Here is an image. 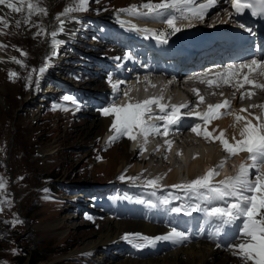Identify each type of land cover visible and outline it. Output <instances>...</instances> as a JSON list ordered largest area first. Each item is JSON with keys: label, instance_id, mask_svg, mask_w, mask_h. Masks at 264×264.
I'll return each mask as SVG.
<instances>
[{"label": "rangeland", "instance_id": "1", "mask_svg": "<svg viewBox=\"0 0 264 264\" xmlns=\"http://www.w3.org/2000/svg\"><path fill=\"white\" fill-rule=\"evenodd\" d=\"M80 2L28 0V6L22 11L11 9L9 16L0 11V24L5 23L1 16L6 18L7 23L1 33L5 40L0 36V51L3 54L0 56V264H99L91 257L71 254L82 246L85 238L101 232L105 218L97 212L107 215L114 213L115 219L142 220L141 216L150 221V213L142 212V207L124 210L122 193L125 187L117 186L115 182L124 178L118 174L123 158L121 144L125 145L123 141L112 143L106 152L102 151V143L101 147L94 143L88 147L86 155L87 147L78 144L81 136L73 134V125H82L91 111H99L102 107L91 104L89 94L77 93V83L73 77L70 80L74 81L75 87L48 97L43 107L37 101L29 102L26 99L33 87L32 81L38 78L35 79L37 68H48L50 60L46 52H37L32 48L33 42L38 40L37 35L30 34L29 26L25 31L22 21L17 22L12 13L24 15L28 7L31 12L40 9L41 14L37 16L46 13L52 27L68 17L82 16L86 18L81 20L88 22L92 17L84 12H93L95 8L106 9L114 17L116 8L135 3L133 0H86L85 5H80ZM59 17L63 18L57 21ZM35 25L39 26L38 23ZM79 25L72 27L75 33L81 30L78 32L79 47L68 52L66 58L71 61L76 73L82 69V75L86 77L87 68H91L87 52L108 37L110 32L101 20L85 30ZM66 28L65 25H58V31L65 29L66 32ZM38 30L43 36V46L47 44L44 35L48 31L43 30V27ZM95 57L101 58L103 55L95 54ZM10 69L15 76L16 72L20 73L19 77L12 78L11 72H6ZM72 94L80 102L88 103L76 114L74 121L71 120L74 110L70 107ZM89 110L90 113H87ZM49 145L55 147V153L48 158L50 160H42L39 151L42 148L49 149ZM90 152L92 154L89 156ZM141 155L138 154L139 157ZM73 156L79 162H74ZM163 162L154 160L151 168L156 165L158 169ZM144 173L135 178L142 177ZM68 196H72V199L78 197L70 202L72 206H67ZM68 210H74L77 214L75 218L65 221ZM134 211L137 215H131ZM53 222L61 224L60 233L53 234L47 230L46 227ZM125 244L129 248L134 244L139 245L136 239H127ZM108 259L106 257L101 264H114V261L119 264V260Z\"/></svg>", "mask_w": 264, "mask_h": 264}, {"label": "bare ground", "instance_id": "2", "mask_svg": "<svg viewBox=\"0 0 264 264\" xmlns=\"http://www.w3.org/2000/svg\"><path fill=\"white\" fill-rule=\"evenodd\" d=\"M115 1L119 2L125 0ZM149 1L157 4L160 2H165L167 0H135L134 2L135 4L139 5L142 3L145 4ZM201 1L202 0H186L185 4H191L195 6ZM26 6H28V0H0V11L7 14L8 16L11 14L9 13L11 9L17 12L22 11V8H25ZM28 8L27 10H25L27 14H12L17 22L22 21V25L23 28H25V31L29 26L30 34L37 35L38 40L36 42H33L32 48L37 52H46V57H48L50 60V65L48 66V68H39V71L37 72V80H31L33 82V87H31L32 89L26 97L29 102L37 101L39 104H42L43 101H45L54 92L66 91L68 88L73 87V84L70 81L69 77L70 74H72L75 79L82 78L81 73L73 72V70L68 68L69 61L68 58H66V54L68 52L74 51L77 46L79 47L78 32L81 30L79 29L78 32L75 33V30H73L72 28L78 23L80 24L79 27L82 25V30H85L86 28L89 29L92 25H95L96 21L101 20L104 27L107 28L110 32L108 37H105L102 42L97 43L90 51L87 52L88 57L90 58L89 60L93 63L96 60L98 64L107 66L108 64L106 61L112 59L115 60L117 57H119L121 52L123 51L122 46H124L125 44L130 46L143 45L141 42L136 43L133 39L128 42L126 35L122 33L123 31L118 23H116V20L112 19L114 18L112 16V13L108 12V10L106 9L103 10L100 8H95L93 12H84L85 15L92 17V20L88 22L82 21L80 18H64L58 25H65L67 27V31L65 32V29H60L58 31V25L51 27V25H49V16L46 15V13L45 15L43 14L37 16L41 14L39 12L40 9L36 12H31ZM193 13L198 12L193 11ZM142 15L146 17L151 16V14L148 12H143ZM1 17V20H4L6 23V18L4 16ZM123 18L126 20H131L126 16H123ZM5 23L0 24V36L3 38V40L5 39L1 35V33H3L5 27L7 26V23ZM37 23L39 24V26L35 25ZM40 27H43V30L48 31V34L46 33L47 35H44V37L47 39V44L45 43V45L43 46L41 45L43 36H40L41 31L38 30V28ZM125 27L129 32L127 35H129L130 33L132 34L134 30H142V27L139 23H134V25H132L131 23H126ZM141 33V31H138V34ZM95 54L103 55L106 60L103 58H93ZM2 55L3 54H1L0 51V56ZM118 66L119 64H116V69ZM134 67H136L138 71L144 70L146 68L139 63H135ZM98 71L100 70L97 68H90V70H87L88 76L85 79V84L81 86L80 91L88 89L92 92V94L88 92L90 96L95 95L99 98V100H107V102H109L110 96H106V92L109 91V87L106 85L107 83L102 80V73ZM6 72H11L10 74L14 79L19 77L20 75V73L16 72L15 76V73L13 74L12 69L7 70ZM120 72L124 75H128L123 70H120ZM137 78L138 73H135L132 78L131 86H128L126 81L113 86L117 103L121 104L126 103L130 100L140 99L143 95H145V93H143L144 88H148V92H150V90L154 88L157 94L163 95L167 93L166 96H168V91L165 87L166 83L162 84L157 81H151L148 84L142 81L141 84H137L135 83V79ZM146 78H148V76H146ZM27 83H29V81ZM55 88H57V90ZM230 92L232 91H229V93ZM203 94L205 95L204 92ZM180 95H182V92L177 90L176 97ZM227 95L228 92L223 98L215 99L218 106L222 104V102L219 100H225L227 98ZM173 96L171 95V98L175 99V95ZM234 96L235 94L233 93L230 95V97ZM231 103H233L234 107L239 108V106L233 101L226 103L222 116H219L211 121H208L207 119L196 120L192 124V132H184L179 139L166 142L159 147L163 152L157 150L154 154H152V156L148 158L147 154L144 153H141L142 155L141 157H139L138 154H140V149H128V141H124L123 144L125 145L121 144L123 158L121 164L119 165L118 174L125 173L126 176L135 178L136 176H138V174L140 175V173L142 174V172L145 171V173L143 174V178L148 177L150 179L158 180L160 183L166 182L169 185H174L184 179H187L188 182L196 181L200 178H204L208 174L209 170L212 171L215 169H219L220 167H229V165H234L236 162L239 163L242 160L241 155H246V153L242 151L237 152L238 148L241 143L249 144L250 142H252V139L255 138L254 133L256 129L252 119V115L250 113L246 114V112L241 109L237 110L235 108H231ZM87 104V102H78L76 104V111L82 110V108H84ZM124 112L126 113L127 117L131 115L130 108H126ZM87 113H90V110ZM119 114L120 112H118L115 107H107L106 109L100 111L93 110V112L91 111V115H88V117H86L82 125H73V134L75 135L76 133H78V136H81L82 138H78V144H84V146L87 147L85 155L89 152L88 147H90L94 143H97V146L101 147L100 144L102 143L103 135L110 131L113 128L114 124H118ZM71 116L73 118L71 120L74 121L75 116ZM153 116L154 114L152 115L151 113H146L143 116L144 122L148 121ZM143 129L148 130L147 134H149V132L155 131L157 127L154 123H147L145 127H143ZM210 135L214 136L213 140L210 138ZM138 136L142 144H145L146 147H148L150 150H156V145L158 144H154L155 141L149 138L146 134H143V131L138 132ZM39 153L41 155V159L46 160L50 158L53 153H55V147H53V145H49V149L42 148ZM91 154L92 152L89 153V156ZM57 156H60V154H58ZM230 156H232V158H230ZM73 157L72 159L74 162H79V159L75 161L76 157ZM154 160H156V162H158V160H162V162L165 161V163L163 162V165L158 169L156 165L151 168V163ZM98 166L102 167L104 165ZM115 182L120 183L119 179ZM71 217L75 218L74 215H67L65 221L70 220ZM138 221L139 222L134 221L135 223H126L108 219L104 222L105 224H103V226L101 227V232L99 234H97L96 232L93 236L85 238L86 240L83 242L82 246L77 248V250L71 252V254L77 255V257H81V255L84 257H91L95 260V262L99 264L105 262L106 257L109 258L108 260L114 259L112 258V255L116 254V252L112 250L108 253V246H110L111 244L121 243L120 239L128 233H150L151 229H155L146 221ZM46 228L47 230L52 231L53 234L60 233L59 230L62 231L61 224L58 222H53ZM162 231L165 232V229H162ZM117 247L121 250V246ZM101 256L103 257V259L101 258ZM118 256L119 264L254 263V259L252 257H250V260H248L247 257H244L243 259L235 258L231 254V252L219 250L214 246L205 244L183 246L181 248L174 249L169 254L149 259H132L126 256ZM113 263L115 264V262Z\"/></svg>", "mask_w": 264, "mask_h": 264}]
</instances>
